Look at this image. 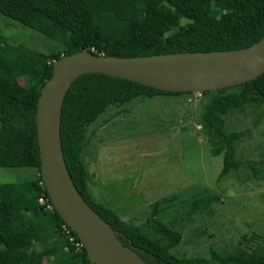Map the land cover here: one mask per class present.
I'll list each match as a JSON object with an SVG mask.
<instances>
[{
    "label": "trees",
    "instance_id": "16d2710c",
    "mask_svg": "<svg viewBox=\"0 0 264 264\" xmlns=\"http://www.w3.org/2000/svg\"><path fill=\"white\" fill-rule=\"evenodd\" d=\"M0 12L62 47L43 53L0 32V168L36 170L34 177L0 182V264H93L53 209L41 177L35 115L52 61L78 50L136 56L245 46L264 31V0H0ZM17 77L23 78L22 84ZM186 94L192 92L157 89L101 73L76 77L63 98L60 124L69 173L86 203L147 264H264V243H251L253 234L231 251L209 248L208 257L176 256L170 249L179 242L180 232L154 217L156 201L144 222L135 224L92 195L83 161L95 133L90 125L110 107ZM199 94L206 99L198 124L210 139L212 154H222L221 173L227 174L243 162L235 157L234 147L241 132H226L224 116L247 102L264 103V70L237 85Z\"/></svg>",
    "mask_w": 264,
    "mask_h": 264
},
{
    "label": "rangeland",
    "instance_id": "374dc122",
    "mask_svg": "<svg viewBox=\"0 0 264 264\" xmlns=\"http://www.w3.org/2000/svg\"><path fill=\"white\" fill-rule=\"evenodd\" d=\"M0 32L43 53L62 48L2 12ZM205 99L192 92L110 107L90 125L95 133L83 153L93 197L135 224L156 201L154 217L180 232L170 249L179 257L231 251L252 234L251 243H264V103L247 102L224 116L226 132H241L234 147L243 166L222 174V154H212L198 124ZM35 175L29 167L0 168V182Z\"/></svg>",
    "mask_w": 264,
    "mask_h": 264
},
{
    "label": "water",
    "instance_id": "95a60500",
    "mask_svg": "<svg viewBox=\"0 0 264 264\" xmlns=\"http://www.w3.org/2000/svg\"><path fill=\"white\" fill-rule=\"evenodd\" d=\"M263 70L264 31L257 40L234 49L136 56L78 50L52 61L51 75L39 89L35 115L41 177L53 209L75 233L93 264L147 263L122 244L116 230L86 203L69 173L60 124L63 98L71 82L84 73H101L157 89L199 93L237 85Z\"/></svg>",
    "mask_w": 264,
    "mask_h": 264
}]
</instances>
